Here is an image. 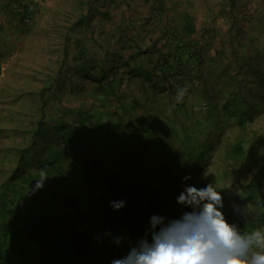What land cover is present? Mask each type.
<instances>
[{
	"label": "trees",
	"instance_id": "obj_1",
	"mask_svg": "<svg viewBox=\"0 0 264 264\" xmlns=\"http://www.w3.org/2000/svg\"><path fill=\"white\" fill-rule=\"evenodd\" d=\"M1 2V12L18 19L25 26L34 17V8H30V5H34L33 0H1ZM84 17L82 15L79 22L83 23ZM184 21L183 30L188 38L195 31L194 25L188 19ZM255 21L260 27L258 36L246 38L242 36L244 29L239 27L230 46L226 48L222 45V51H218V54L223 58L228 57L234 64L222 67L216 75L202 78L199 74L197 65L202 59L203 46L198 44L191 45L190 51L185 55L186 63H190L187 70L179 66V59H182L178 56L164 54L158 62L153 63L151 71L147 70L145 79L152 90L150 98L159 102L157 106L150 104L149 100L143 98L140 93L132 92L133 95L130 96L128 92L120 89V83L118 79L116 80L117 74H120L119 79L123 76L130 78L136 75L137 68L139 70L141 67L136 61L139 57L138 52L131 53L127 58L122 53L116 52L117 55H112L104 61V58L99 59L96 54L89 55L87 46L79 45L77 49L80 52L74 56L73 67L64 65L62 61L57 75L49 77L50 82L38 91L40 118L36 119L32 130L26 131L30 135L23 139L27 140V144L16 149L20 160L29 159L32 163L22 165L18 162L14 172L19 175H15V179L21 175L23 181L28 182V185L23 187L22 194L26 195L23 198L27 200L31 197V209H38L42 213L43 204L38 203L39 196L32 197L29 189L33 181L27 178L37 172L38 178L35 180L37 182L42 172L50 169H55L58 175H66L68 167L60 163V156L57 154L62 152L64 156L65 149L69 147L78 150L80 158H83L81 177L85 179L87 189L85 195L89 203L85 201V196L74 195L76 201L73 202L74 198L64 194L62 196L53 194L52 198H57V201L61 197L63 201L64 198L68 199L66 204L64 203L63 212L55 215L53 219L45 213L35 217L38 219H29L27 225L29 239H24L23 233L16 232L17 244L10 245L9 249L17 254L19 264L29 263V259L25 257L30 256V252L26 249H30L31 243L40 246L46 257L50 249L52 260V262L48 260L50 264H53L57 256L66 264H71L72 262L67 263L69 259L67 256L81 257L93 247L112 246L118 237L114 222L120 218L121 213L127 214L128 208L124 205L118 209L121 211L118 214V210L111 206V202L121 201L124 192L121 182L134 174L128 169L129 167L138 166L141 171L149 169L148 171L156 175L161 174L164 167L169 172L176 171L178 176L189 170L198 174L200 168L208 162L205 151L211 144L209 135L204 136V134L207 129L213 132L220 129L221 122L218 120L220 114H224L242 128L248 122H253L260 105H264V12L256 17ZM171 30L176 33L174 29ZM152 62L153 60L148 64ZM233 68L234 72L230 73ZM244 68L254 77V81L247 86L244 79L239 77L240 69ZM89 80L96 84L92 89ZM65 82L69 83L71 92L76 93L77 96L89 95L93 96V100L96 98L100 100L101 97L105 102V108L104 105L100 107L91 104L90 110H87L86 104L82 106L69 100L67 104L58 107L57 103L63 95L59 91L63 86H67ZM162 84H167V89L172 90L168 91L170 98L168 96L161 98L168 103H163V100L159 99L161 92L156 90ZM185 85L188 86V92L183 100L177 103L175 101L177 87ZM211 95L218 96L220 105L211 103L208 107ZM47 97L52 99L51 102ZM108 97L116 99L115 112L110 110L112 98L108 99ZM154 107H158L160 112L155 113ZM196 108L203 110L204 120L197 116ZM104 114H107L106 118ZM114 114H117L116 118ZM205 123H209L210 128L203 127ZM201 136H204V142ZM39 137H44L47 142L42 145L39 143ZM85 146L89 151L79 152ZM95 147L100 154L95 152L89 154ZM231 152L235 156L243 155L242 141L235 143ZM111 158L114 159L109 163ZM125 165H128V168L124 167ZM258 172L264 173L263 165ZM57 174L55 173V176L58 177ZM57 183L61 190L60 178ZM7 190L8 186L4 191L1 190L0 196L7 195ZM50 190L54 191L53 178ZM175 190L176 187L172 191V196ZM249 194L246 193L249 196L247 201L253 202L254 197ZM49 205L52 212L55 204L52 202ZM5 245L6 243L0 242V264H7L8 248L5 249ZM56 262L59 264V261Z\"/></svg>",
	"mask_w": 264,
	"mask_h": 264
},
{
	"label": "rangeland",
	"instance_id": "obj_2",
	"mask_svg": "<svg viewBox=\"0 0 264 264\" xmlns=\"http://www.w3.org/2000/svg\"><path fill=\"white\" fill-rule=\"evenodd\" d=\"M82 1L86 3V7L88 6L89 9L91 8L93 10V7H97L105 9L103 11L108 12L110 10H107V6L116 7L120 4L126 5L129 0ZM262 1L263 0H234V2L231 0H183L181 8L186 11V14H184V16H178L177 8L176 11H173V14L180 19H188L192 23L197 20L204 27L211 25L209 22L215 23V26L219 28V35L224 34L223 39L225 42H228L229 39L225 36L224 32H226V29L234 28V25L230 26L229 21L232 19L228 16V8H232L230 10V16L236 17L237 15V18L241 20L242 13L245 14L249 8L259 7L258 9H261ZM165 2L166 4L162 9L168 11V8L173 7L172 0H165ZM0 3H2L1 0ZM32 3L34 4V14H38L39 21L41 22L39 23L41 25L47 24L51 27L52 35L48 38V41H45L38 32H35L36 34H33L32 36L33 41L27 42L26 39H23L10 45L8 40L6 42L5 38L7 32L12 29L11 24L16 22V20L19 25L22 24V22L18 19L15 20V18L10 17L8 14H4L3 11L1 12L0 10V49L8 50L6 55L0 56V193H2L6 186H8V194L0 196V237L2 238L0 242L6 243L4 247L5 249L9 248L10 245L16 246V232L23 233V238L29 239L27 229L29 219H38L35 217L44 213L45 215H50L53 219L55 215H60L63 212L64 203L66 204L68 199L64 198L63 201V198L61 197L57 201V198H52L53 194H61V196L64 194L72 199L74 198L73 202L76 201V196L74 195L85 196V201L89 203V199L85 195L87 192L84 183L85 179L81 177V173L83 172L81 166L83 158H80L78 150H73L69 147L65 149L64 156L62 152L57 154L60 156V163H62V165H67L68 167L66 175H58L57 172H55V169L42 172L39 179L41 180L45 176L46 178L43 181V187L39 189L36 188L37 182L35 181L38 178L37 172H34L33 176H28L27 178L29 181H33L31 182L32 187L29 191L31 192L32 197L34 195L40 197L38 203L43 204L44 212L42 211L41 213L38 209H31V197L26 200L23 198L26 197V195L24 196L22 194V191L24 190L23 187H26L28 182H24L21 175L19 178L15 179V175H19L14 172L18 162L22 165L32 163L29 159L20 160L16 153V149L27 144V140H23L25 136L27 138L28 136L30 137L26 131L29 129L32 130L35 127L34 124L36 119L40 118V95L38 94V91L50 82V78L49 76L47 77L46 72L52 69H59V63L57 64L55 61V45L54 43L51 44L48 42L50 39H56L54 29L58 24H62L68 29L70 24L76 23L77 19L79 20V18H81V13H83V8L78 6L80 7L79 11L77 8L76 10L73 9L72 13H70V11L63 12L60 14L61 16L59 19L58 17L57 19H54L55 10H51L54 15L48 18L46 17L45 10L42 12V9L37 5L38 3L36 0H33ZM161 4L162 0H158L157 5L161 6ZM140 5L142 4H139V6ZM50 7L53 6H49L47 9L50 10ZM133 9H135V12L139 9L135 0ZM158 9L160 8H156V10ZM85 10L86 8H84V11ZM163 10L158 12L157 15H162ZM246 15L247 14L244 15V25L248 28L249 26H247V24H249L248 20L250 18H247ZM32 20L33 19L29 22L31 23ZM173 21L174 18H172L171 21L169 17L168 22ZM42 30L43 29L40 30L41 33ZM174 31L176 32L175 29ZM232 31L234 32V30ZM228 32L231 31L228 30ZM247 33L249 38L256 37L260 34V28L256 27L255 29H247ZM70 38L72 37H70L69 34L65 37V40L67 41ZM21 42L27 44L23 46ZM6 44L10 46L5 47ZM75 55L76 53L71 55L70 50L66 48V54L64 55L63 60L64 65L73 67L72 65L75 64ZM98 58L101 59L99 56ZM224 59L226 60L224 66L232 63L228 57H225ZM245 69L246 68L240 69L239 77L244 79L245 86H247L254 81V77L250 75L248 69H246V71ZM232 72H234V68L231 69L230 73ZM119 77L120 74H117L116 80L118 79L121 90L123 89L122 86L126 84L130 88V91H132L137 87L136 85L141 83V79L137 80L136 78L125 76L119 79ZM88 82L91 89L96 86L92 81L89 80ZM65 84L67 86H63L59 91V93H62L63 95L60 94L62 95V99L57 103L58 107L67 104L66 102L68 100L82 106L86 104L87 110H90L91 104H96L100 107L105 104V102L101 100V97L100 100L98 98L93 100V96H77L76 93L71 92L69 83L65 82ZM255 84L256 83H254V85ZM141 96L149 100V96L146 92H143ZM111 98L112 100L109 105L111 107L110 110L115 112L116 99L115 97H108V99ZM209 98H211V100L208 107L211 103L212 105H217L220 101L216 95H211ZM47 100L51 102L52 99L47 97ZM163 103H168V101L164 100ZM151 104L157 106L159 105V102L153 101ZM218 105H220V103ZM103 108H105V105ZM259 109L260 110L255 113L253 122H248L244 128L236 124L233 120L228 119L224 114H220L218 117V120L221 122L220 129H217L215 132L211 129H207L204 134V136L209 135L211 144L206 147L205 151L206 156L208 155V162L200 168L198 174H194L193 171L191 172V170H189L178 176L176 171L169 172L168 169L164 167L162 173L156 175L155 173L148 171L149 169H142L143 171H141L138 166H131L128 168V165H125L124 167L131 169L134 174L129 175V178L121 182L124 187L121 200L125 201L128 213L124 214L118 210V214L121 213L120 218H115L117 221L114 222L118 237H124V234L128 231H134L133 233H136V235H140V233L145 234L151 227L146 224L150 225V220L153 215L162 217L169 215L171 216L168 218L169 221L171 219L176 220L181 218L185 212H191L193 210L192 208L177 202V197L184 190L185 185L195 186L199 189L206 187L210 183L214 184L217 191L222 196L223 208L220 210L224 214L228 223H235L244 233L256 230L264 233V173L260 174L258 172L260 166H264V105H260ZM153 111L155 113L160 112L158 107H154ZM195 111H197V116L204 120L203 110L196 108ZM103 116L106 118L107 114H104ZM114 116L116 118L117 114H114ZM53 117H55L54 114ZM204 126L210 128L209 123H205L203 127ZM204 136H201L202 142L205 141ZM240 141H242L244 154L235 156L232 154L231 148L235 143ZM46 142L47 139L39 137V143L43 145ZM88 151L89 149L87 146L83 147L82 150H79L81 153ZM90 152L91 153L89 154L94 152L98 155L100 154L97 152L96 147L94 149L92 148ZM89 159H91V156ZM112 159L114 158H111L109 163ZM55 173L62 181L61 190L58 186L59 182L57 183L59 178L55 176ZM12 174L13 176H11ZM185 176H190L191 179L184 180L183 178ZM52 178L54 179V191L56 193H54L53 190H50ZM175 187L176 192L174 196H172V191ZM246 193H250L254 197L253 202L252 200L247 201L249 196H247ZM244 196L247 197L245 198ZM173 199L175 201H173ZM52 202L55 206L51 212V206L49 204ZM94 205L96 207V202ZM236 206H238L242 214H239L235 210ZM112 247L117 248L114 244H112ZM118 249L122 250L120 247H118ZM125 249L127 248H124V250ZM256 250L259 251V249ZM26 251L29 252L27 249ZM30 257L31 256L28 255V257L25 258L29 259ZM29 260L33 264H36L37 262L34 257ZM6 261L7 264L20 263L17 254L11 249L6 250ZM38 262H41V258L38 259ZM41 264H43V262H41Z\"/></svg>",
	"mask_w": 264,
	"mask_h": 264
},
{
	"label": "crops",
	"instance_id": "obj_3",
	"mask_svg": "<svg viewBox=\"0 0 264 264\" xmlns=\"http://www.w3.org/2000/svg\"><path fill=\"white\" fill-rule=\"evenodd\" d=\"M36 2L38 3L37 5L42 9V12L45 10L46 17L48 18L54 15L52 14L53 11L51 10H55L54 19H57V17L59 19L61 16L60 14L63 12L65 13L66 11H70V13H72L73 9L76 10L77 8L79 11L80 7L78 6L83 8V13H81L83 16H85L83 23L79 22V18V20L77 19L76 23L70 24L68 29L64 25L58 24L54 29V35L56 39H50L48 42L51 44L54 43L55 45V61L57 64L59 63V66L64 60L66 48L70 50L71 55H74L75 53L78 54V52H80L78 50L79 45L87 46V53L89 55H95L97 53L99 57H102V59L104 58V61L110 58L112 55H117L115 54L116 52L122 53L126 58L131 53L138 52L139 57L136 58V61L138 62V66L141 67L139 70L137 68L135 72L136 75L133 74V78H136L137 80L141 79V83L136 85L137 87L132 91H130V88L126 84L123 85L122 88L124 91L128 92L130 96L133 95L132 92L135 94H142L143 92H146L149 96L150 104L151 102L153 103V100L150 98L152 90L148 87V82L146 81L145 77L146 74L151 71L150 69H152L153 63L158 62V60L164 54L181 57L183 61L179 59V66L184 70H187L190 63H186L187 59L185 58V55L188 53V51H190L191 45H201L203 46L201 48L202 59L197 65L199 74L202 78H208L209 75H216L226 62L223 56L218 54V51H222V45H225L226 48L230 46L231 41L234 39V36L237 33L236 31L239 27H242L245 31L242 36L248 38L247 29H255L256 27H259L257 26L255 19L264 12V0L262 1L261 9H258L259 7L249 8L245 13L247 14L246 17L250 18L248 20L249 24H247L249 27L247 28L244 25L245 14L242 13L241 20H239L236 14V17L230 16V10L232 8H228V16L230 19H232L229 21L230 26L234 25V28L226 29V32H224L225 36L229 39L228 42H225L223 39L224 34L219 35V28L215 26V23L209 22L211 25L204 27L197 20L193 22L195 30L194 33L189 35L187 38L183 30L185 24L184 18L180 19L176 17L175 14H173V11H176V8L178 9V16H184V14H186V11L181 8V3H183V0H172L173 7L168 8V11H164L165 9H162L166 4L165 0H162L161 6L157 5L158 0H135V3L138 4L139 8L136 12L135 9H133L134 0L127 1L126 5L120 4L116 7L107 6V10H110L108 12L103 11L105 9L93 6V10L90 12L91 8L89 9L88 6L86 7V3L82 0H36ZM139 4L142 5L139 6ZM49 6L53 7H50V10H48L47 7ZM154 7L160 9L156 10ZM84 8H86L85 11ZM161 10H163L162 15H157V13ZM169 17L171 21L172 18H174V23L168 22ZM17 22L18 21L16 20V22L11 24L12 29L6 34L7 36L5 40L6 42L8 40L10 45L23 39H26L27 42L33 41L32 36L33 34H36L35 32H38L39 35L45 39V41H48V38H50L52 35L50 26L47 24H40L41 22L39 21L38 14H34L32 22L26 27L23 26V23L19 25ZM170 28H174L176 33L174 34ZM41 29H43V35L40 31ZM228 30L231 32H228ZM232 30H234V32ZM69 34L72 38L66 41L65 37ZM21 44L25 46L27 43L21 42ZM10 45L6 44L5 47H9ZM7 51V49H0V56L6 55ZM151 60H153V62L148 64V62ZM58 72L59 69H52L46 72V74L47 77H52L56 76ZM167 87V84H162L159 89H156L161 92L159 94V99L166 96L170 98L168 91L172 90L167 89ZM158 91L156 92L158 93ZM154 101L157 100L155 99ZM168 216L169 215L163 216L165 217V223H167L169 221L168 218L171 217ZM146 225L151 226L149 224ZM133 232L134 231H128L124 234L125 236L121 238V241L118 244V247H120L122 250L117 253H115L109 245L102 246V248L93 247L91 251L83 253L81 257L67 256V259L69 258L67 263L72 262L71 264H74L77 262L79 264L80 262V264H111L113 259L121 258L128 253L130 248L124 250L121 245H128L133 242L136 243L146 234L140 233V235H136V233ZM148 239H151L150 234ZM1 240L2 238L0 237V241ZM30 245L31 246L29 247L31 250L28 248V251L30 252L31 257L29 259L34 257L37 260L36 264H41V262H43V264H50L48 263V260L52 262L50 257V249L47 251L45 248L47 251L46 257V254L40 246L36 245L38 247L36 248V246H34L35 244L31 243ZM39 258H41V262H38ZM56 261H59V264H66V262H64L63 259H60L59 256L55 257L53 264H57ZM28 262V264H33L30 260H28Z\"/></svg>",
	"mask_w": 264,
	"mask_h": 264
},
{
	"label": "clouds",
	"instance_id": "obj_4",
	"mask_svg": "<svg viewBox=\"0 0 264 264\" xmlns=\"http://www.w3.org/2000/svg\"><path fill=\"white\" fill-rule=\"evenodd\" d=\"M187 92V85L178 86L175 101L181 102ZM45 178L37 181V189L43 187ZM177 202L193 210L167 223L165 217L153 215L145 236L136 243L123 244L122 248H130L128 253L111 264H264V233H244L235 223H228L214 184L199 189L185 185ZM124 205L123 200L111 202L117 210ZM235 210L242 214L238 206ZM120 241L116 238L117 248L111 246L115 253L120 251Z\"/></svg>",
	"mask_w": 264,
	"mask_h": 264
},
{
	"label": "built area",
	"instance_id": "obj_5",
	"mask_svg": "<svg viewBox=\"0 0 264 264\" xmlns=\"http://www.w3.org/2000/svg\"><path fill=\"white\" fill-rule=\"evenodd\" d=\"M30 8H31V9H33V6H32V5H30Z\"/></svg>",
	"mask_w": 264,
	"mask_h": 264
}]
</instances>
